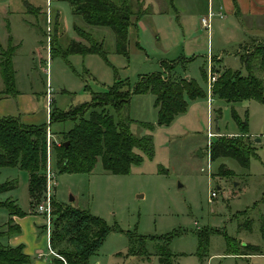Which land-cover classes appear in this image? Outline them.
<instances>
[{
    "label": "rangeland",
    "instance_id": "1",
    "mask_svg": "<svg viewBox=\"0 0 264 264\" xmlns=\"http://www.w3.org/2000/svg\"><path fill=\"white\" fill-rule=\"evenodd\" d=\"M131 3L134 11L139 3L146 14L128 29L127 54L118 55L113 32L88 25L72 13L66 1L0 0V13L7 17L16 46L15 90L41 103L35 113L39 120L46 118L42 102L48 87L52 111L60 112L90 102L93 94L106 93L116 81L126 83L132 91L141 78L153 74L165 81L187 79L203 95L192 99L186 91V112L169 126L158 125L153 94L131 96L127 107L130 131L136 138L150 134L154 153L148 159L135 150L143 160L127 175L103 171L100 161L90 174H61L58 147L52 148L53 201L86 211L110 228L89 264H264L260 232L264 219V104L226 103L210 95L208 87L210 70L214 83L228 71L223 67L246 75L240 61L245 51H240L241 33L233 28L227 32V23L215 17L210 29H204L201 19L207 17L208 0H172V5L167 0ZM72 42L87 47L101 44L105 57L71 54ZM4 51V55L9 53ZM232 111L247 123L246 143L255 153L248 168L231 158L208 160V146L219 137L240 135ZM110 113L116 121V114ZM142 124H150L154 130L149 132ZM74 125L71 121L52 123L51 131L62 141V134ZM208 133L214 137L208 139ZM44 150L46 166V140ZM221 167L223 175H219ZM6 183H16V187L1 193L0 203L10 201L30 214L37 204L29 205L28 174L18 168H1L0 186ZM211 192L216 198L208 202ZM33 214L35 218L30 219L37 224L32 228L38 230V241L44 239L45 246L44 216ZM7 217L8 212L0 208V226ZM204 230L214 233L202 247L198 234H205ZM127 234L133 238L129 240ZM245 245L258 247L259 253L237 254ZM52 261L49 258L47 263Z\"/></svg>",
    "mask_w": 264,
    "mask_h": 264
},
{
    "label": "trees",
    "instance_id": "2",
    "mask_svg": "<svg viewBox=\"0 0 264 264\" xmlns=\"http://www.w3.org/2000/svg\"><path fill=\"white\" fill-rule=\"evenodd\" d=\"M80 16L85 23L94 27L110 29L115 37V53L127 54L128 29L146 14L139 9L133 10L131 0H63ZM172 5V0H167ZM135 18L136 22H133ZM8 54H0V76L4 90L0 96H15V79L12 57L15 48L9 47ZM68 52L71 54H97L105 57L102 45L93 43L89 47L72 42ZM246 75L228 69L225 75L217 78L212 87V95L226 103L256 101L264 104V44L257 46L252 53L240 56ZM164 67V65H163ZM171 70L172 66H166ZM258 72H260L258 74ZM188 92L192 99L202 98L200 90L187 79L179 81L163 80L160 75L141 78L131 91L122 81H116L104 94H93L90 102L72 107L68 111L53 110L52 123H75L73 129L62 134V143L56 149L59 173L90 174L98 161L103 171L113 175H127L132 166L142 162V155L153 158V139L150 134L136 138L130 131V119L127 107L132 95L151 93L155 97L158 125L169 126L174 119L186 112L187 105L183 95ZM110 110L117 116L115 121ZM232 118L240 130V135L232 138L219 137L210 146V161L218 158L234 159L244 168L249 166L250 156L255 155L246 140L247 123L241 122L235 111ZM149 132L154 130L150 124H142ZM45 125L26 126L17 117L0 118V169L18 168L28 174V195L30 205L39 204L43 199L45 180ZM138 150L141 154L135 152ZM226 172V171H225ZM223 167L219 175H223ZM16 183L0 186V194L15 189ZM10 217H23L25 214L12 202L0 203ZM34 213V210L32 211ZM52 219L54 231L51 233L50 245L56 250L61 264H89V260L101 248L110 233V228L100 218L90 213L52 202ZM198 234L199 245L205 247L211 231L204 230ZM264 240V219L261 225ZM19 233V227L10 219L6 231L0 230V264H29L30 258L23 252V247L4 246L3 236ZM214 233V232H213ZM128 239L133 238L127 234ZM153 237V236H152ZM143 238V237H140ZM62 244L66 246L62 247ZM164 251V250H163ZM259 248L245 245L238 249L239 255H255ZM163 254V253H162ZM166 253H164V258ZM168 256V255H167ZM59 260V259H58ZM163 261V258L160 260Z\"/></svg>",
    "mask_w": 264,
    "mask_h": 264
},
{
    "label": "crops",
    "instance_id": "3",
    "mask_svg": "<svg viewBox=\"0 0 264 264\" xmlns=\"http://www.w3.org/2000/svg\"><path fill=\"white\" fill-rule=\"evenodd\" d=\"M210 10L214 12L215 18H219L222 23H227V32L233 28V30H238L241 33L239 38L241 37L243 42L240 46V51L245 50L243 51L244 54L251 53L249 50H251L250 47L252 45L264 44V0H208L207 12ZM218 14H220L221 17ZM6 19L7 17L0 13V54L9 47L16 49V46L12 45V36L8 31L9 26L8 23L5 22ZM246 39L250 40L251 43L247 42ZM14 54L12 57L13 70L15 69V62L13 61ZM223 68L229 69L228 67ZM3 90L4 84L2 81L0 83V92ZM44 98L45 96L43 97L42 107L45 113ZM40 104L41 103L33 96H22L18 91L14 97L0 96V118L17 117L20 122L26 126L46 125V118L43 121V118L39 120L35 117V113ZM23 213L25 214L23 217H10L8 215L7 222L11 219L12 222L19 227V233L11 236H3V238H1L2 244L12 248L22 246L23 252L30 258L29 264H48L49 258H53L51 264H58V260L50 255L47 250L46 236L45 246L44 239L38 241V230L32 228V226H36L37 223L30 219V217L35 218L31 208L30 214H27L28 212ZM7 222L3 226H0V230H3V232L6 231ZM41 230L44 231V226L41 227ZM51 249L56 253V250L52 247ZM39 253H42L43 256L38 257L37 255Z\"/></svg>",
    "mask_w": 264,
    "mask_h": 264
},
{
    "label": "built area",
    "instance_id": "4",
    "mask_svg": "<svg viewBox=\"0 0 264 264\" xmlns=\"http://www.w3.org/2000/svg\"><path fill=\"white\" fill-rule=\"evenodd\" d=\"M214 12H212V10H210L207 14V17H203L201 19V25L204 29L209 30L211 27V19L214 17ZM220 17L221 15L218 14ZM47 72V69L46 71ZM211 70L208 73V87H209V91H210V95H211V90L213 87V83L215 81V77L211 76ZM45 114H46V128H45V140H46V144H47V163L45 166V172L43 174L44 176V180H45V190L43 193V199H42V203L37 204L34 208V213L35 214H39V215H43L44 216V232L46 233V238H47V250L49 252L50 255H52L53 257H55L56 259L61 260L62 262L63 259L61 257H59L57 255V253H55L52 249H51V245H50V236L52 233V223H53V219H52V202H53V196H52V184H53V179H54V173L53 170L50 166V158H51V149L52 148H56V147H60L62 141L60 140H56V134L52 133L51 131V123H50V116L52 113V95H51V90L47 89L46 93H45ZM214 135L209 133L207 138L211 139L213 138ZM208 145H211L210 143ZM210 148V146H208V149ZM207 156H208V160H210V153L209 151L207 152ZM214 198H216V193L215 192H211L209 194L208 197V202H211V200H213ZM38 257H42V253H39L37 255Z\"/></svg>",
    "mask_w": 264,
    "mask_h": 264
}]
</instances>
